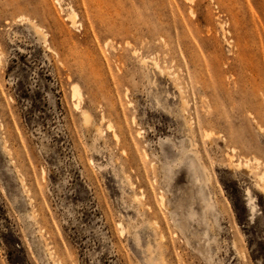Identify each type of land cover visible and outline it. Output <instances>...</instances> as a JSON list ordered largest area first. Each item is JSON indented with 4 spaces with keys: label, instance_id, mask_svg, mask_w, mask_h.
Wrapping results in <instances>:
<instances>
[{
    "label": "rangeland",
    "instance_id": "1",
    "mask_svg": "<svg viewBox=\"0 0 264 264\" xmlns=\"http://www.w3.org/2000/svg\"><path fill=\"white\" fill-rule=\"evenodd\" d=\"M58 1L0 0V264H264V0Z\"/></svg>",
    "mask_w": 264,
    "mask_h": 264
},
{
    "label": "bare ground",
    "instance_id": "2",
    "mask_svg": "<svg viewBox=\"0 0 264 264\" xmlns=\"http://www.w3.org/2000/svg\"><path fill=\"white\" fill-rule=\"evenodd\" d=\"M58 1V0H57ZM59 2V1H58ZM60 6V5H59ZM61 8V7H60ZM68 18L70 19L71 23L73 25H75L76 23H78L77 20V12L76 10H74L73 8H71L68 11ZM31 27L37 32L41 29V27L37 24V23H31L30 24ZM78 25V24H77ZM158 53V52H157ZM154 65L159 68L161 71H163V69L161 68V66L159 65V63L157 62V60H153ZM170 69V68H169ZM172 72H169L168 74L171 75L174 83L177 85V87L179 88V90L181 91V93L184 91L185 88V82L182 79V76L180 75L178 70H174L171 69ZM71 96L74 99V105L77 109L81 110V114L84 118V122L85 123H90L91 122V118H90V113L88 112L87 109H82V102L84 100V93L82 92V88L80 87L79 84H73L71 87ZM183 104H187V100L183 97ZM106 117L104 113H102V118ZM109 126H112L111 124H109ZM259 127L261 129H263L262 124H259ZM140 132H138L139 134ZM113 135L115 136L116 139H119V134L118 132L115 130V132L113 133ZM206 136H208V133H205ZM191 145H194L192 139L190 140ZM7 150L10 151V148L7 146ZM125 153V152H124ZM196 156L198 157V153L197 151H195ZM236 154V148L235 147H231V156L229 155V157H232L233 155ZM244 164L246 167H249L252 172L256 173V180H257V184L260 187V189L264 192V166L262 164L261 158L256 156V155H252L251 157H246L244 160L242 158H239L237 160V165H241ZM252 164V165H251ZM153 166V165H152ZM203 169H205V178L202 180V183H204L205 185H207V183L211 180L212 174L210 173L209 169L207 166L202 165ZM157 165L153 166V171H154V175L155 177L157 176ZM21 183L24 186V189H26V191L29 193V188H27V183L25 182V179L20 177ZM29 195V199L31 201V203H33L34 199L32 196ZM146 196V193L144 191H141L140 193L136 192L134 193V199L136 201H138L141 205H144V201L143 198ZM159 197L161 198V200L163 199V195H159ZM211 202H209L210 204ZM208 207V205H207ZM152 209V205L149 204L146 212H148L150 214L151 217V221L150 224L152 225L153 229L157 230L159 223L156 219V216L154 215V213L150 212L149 209ZM34 212V209H33ZM34 219H36V216H33ZM121 231H123L125 229L124 224L122 222L119 223ZM164 238V234L157 232V247L156 250L158 251L157 256L154 258L152 256H150V262L152 264H168L166 258H165V254H164V245L162 243V240ZM151 244H148V249L150 250L151 254L153 251H151ZM46 254L48 256V258L51 260V264H65L63 262L62 259H58L55 257V254L52 250V248L50 246H47L46 248Z\"/></svg>",
    "mask_w": 264,
    "mask_h": 264
}]
</instances>
